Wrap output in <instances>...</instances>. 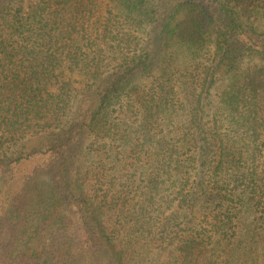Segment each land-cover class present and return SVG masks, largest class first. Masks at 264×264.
<instances>
[{
  "label": "trees",
  "instance_id": "1",
  "mask_svg": "<svg viewBox=\"0 0 264 264\" xmlns=\"http://www.w3.org/2000/svg\"><path fill=\"white\" fill-rule=\"evenodd\" d=\"M0 264H264V0H0Z\"/></svg>",
  "mask_w": 264,
  "mask_h": 264
},
{
  "label": "rangeland",
  "instance_id": "2",
  "mask_svg": "<svg viewBox=\"0 0 264 264\" xmlns=\"http://www.w3.org/2000/svg\"><path fill=\"white\" fill-rule=\"evenodd\" d=\"M41 163V162H40ZM25 168L29 169L30 167L29 166H25Z\"/></svg>",
  "mask_w": 264,
  "mask_h": 264
}]
</instances>
